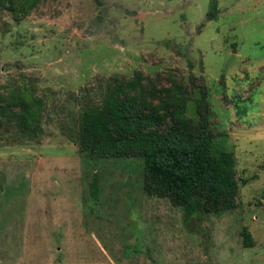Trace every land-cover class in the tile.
I'll use <instances>...</instances> for the list:
<instances>
[{"label": "rangeland", "instance_id": "374dc122", "mask_svg": "<svg viewBox=\"0 0 264 264\" xmlns=\"http://www.w3.org/2000/svg\"><path fill=\"white\" fill-rule=\"evenodd\" d=\"M211 1L45 0L20 21L0 9V91L43 99L31 140L0 118V264H264V0H216L208 19ZM137 70L207 86L215 141L236 157V208L185 223L143 190L141 158L80 150V111Z\"/></svg>", "mask_w": 264, "mask_h": 264}, {"label": "trees", "instance_id": "16d2710c", "mask_svg": "<svg viewBox=\"0 0 264 264\" xmlns=\"http://www.w3.org/2000/svg\"><path fill=\"white\" fill-rule=\"evenodd\" d=\"M43 1L0 0V9L20 21ZM217 12V1L212 0L207 18ZM199 77L203 80V70ZM180 79L173 72L149 76L139 70L128 78L111 77L100 102L80 111L76 142L89 160L141 158L143 190L182 208L188 223L236 208L239 183L234 152L215 141L207 86H197L193 74L187 83ZM195 89L198 96L193 99ZM190 101H195L196 118L187 113ZM42 110V97L26 85L0 91V118L10 126L14 123L18 136L31 140L42 131ZM90 192L99 199L96 175ZM242 236L243 245L251 247L254 240L246 228Z\"/></svg>", "mask_w": 264, "mask_h": 264}]
</instances>
